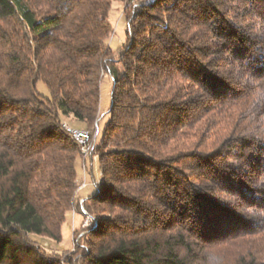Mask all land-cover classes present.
<instances>
[{"label": "trees", "instance_id": "1", "mask_svg": "<svg viewBox=\"0 0 264 264\" xmlns=\"http://www.w3.org/2000/svg\"><path fill=\"white\" fill-rule=\"evenodd\" d=\"M63 118L90 134L85 198ZM68 211L94 224L74 229L72 254L30 238L60 242ZM258 239L264 0H0V264H264Z\"/></svg>", "mask_w": 264, "mask_h": 264}, {"label": "rangeland", "instance_id": "2", "mask_svg": "<svg viewBox=\"0 0 264 264\" xmlns=\"http://www.w3.org/2000/svg\"><path fill=\"white\" fill-rule=\"evenodd\" d=\"M124 8V2L121 1H113L111 3L110 10L108 12L107 20L112 26V32L108 38V45L110 46L111 50L114 52V56L116 57L118 54V49L121 47L125 40V22L124 17L122 15ZM111 86H112V79L109 75H105L101 82H100V101H99V108H98V126H97V133L95 142L97 143L100 139L102 130L104 125L107 123L109 119L108 108L110 105L111 100ZM36 89L39 94L44 97H49V91L47 90L46 86L41 82L38 81L36 83ZM63 122L69 124L75 128H83V124L81 122L70 120L67 118H63ZM91 149V148H90ZM90 149L88 151V156H84L81 153V158H78L75 163V168L77 171V176L81 181L85 182L83 187L79 188V195L83 198L93 194L95 192V187L93 182L96 181L99 177V170L97 165L96 157H90ZM84 157V158H83ZM92 162L90 163V160ZM91 168V173L89 169ZM93 222L88 217H82L79 214L74 213L73 211H68L65 217V220L62 224V238L60 242H55L45 236L37 235V234H30V238L37 242L46 252L55 254V255H63L64 254H72L74 252V229L78 227L81 228H90L93 226ZM255 240V244L257 250L264 258V239ZM246 242V243H245ZM242 242V246L244 247L247 244V240Z\"/></svg>", "mask_w": 264, "mask_h": 264}, {"label": "built area", "instance_id": "3", "mask_svg": "<svg viewBox=\"0 0 264 264\" xmlns=\"http://www.w3.org/2000/svg\"><path fill=\"white\" fill-rule=\"evenodd\" d=\"M62 127L70 135V137L79 145L81 153L84 156H88V151L91 148L89 132L83 128L72 127L67 123H63ZM84 185L85 182L83 181L80 187H83Z\"/></svg>", "mask_w": 264, "mask_h": 264}, {"label": "crops", "instance_id": "4", "mask_svg": "<svg viewBox=\"0 0 264 264\" xmlns=\"http://www.w3.org/2000/svg\"><path fill=\"white\" fill-rule=\"evenodd\" d=\"M92 162V159L90 160V163Z\"/></svg>", "mask_w": 264, "mask_h": 264}]
</instances>
